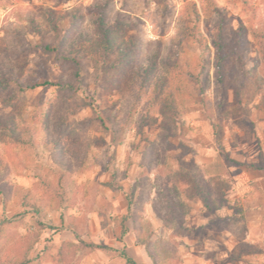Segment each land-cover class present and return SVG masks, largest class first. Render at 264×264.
Instances as JSON below:
<instances>
[{
    "label": "rangeland",
    "instance_id": "374dc122",
    "mask_svg": "<svg viewBox=\"0 0 264 264\" xmlns=\"http://www.w3.org/2000/svg\"><path fill=\"white\" fill-rule=\"evenodd\" d=\"M98 2L129 23L120 34L136 48L125 68L115 54L61 53L80 32L97 35ZM195 4L196 37L185 34ZM68 9L79 23L52 26L49 13ZM262 32L264 0H0V122L11 116L26 136L0 125V264H128L125 235L144 247L139 264H179L192 246L204 259L227 250L224 262L264 264ZM155 53L157 96L137 75Z\"/></svg>",
    "mask_w": 264,
    "mask_h": 264
},
{
    "label": "trees",
    "instance_id": "16d2710c",
    "mask_svg": "<svg viewBox=\"0 0 264 264\" xmlns=\"http://www.w3.org/2000/svg\"><path fill=\"white\" fill-rule=\"evenodd\" d=\"M195 6V14H196V22L194 27L192 26L191 31H186L185 34H190V35H195V26H197L200 22V11L198 8ZM107 8L108 4L107 2H98L95 3L94 6L92 7V12L94 13V24H95V31L97 33L96 36L90 35L87 32H80L76 37L70 38L69 39V45L65 47V51H61L67 58H77L83 57L84 55L87 54V52H90L97 56L98 59H103L105 60L108 56L115 54L117 55V58L120 60L121 66L124 68L131 65L133 62V53L136 48L135 43L131 39H125L123 36L120 34V29L122 26H128L129 23L127 21H123L120 19H117L116 21L112 22L108 19L107 16ZM67 16L71 17V20L73 22V25H77L80 21V18L83 16L80 13H77L74 10H65L60 13L59 17L57 18L55 16V13L50 12L49 13V18L52 23V26L55 28H58L57 25V19L64 20ZM31 24L33 26V29L37 32H42V26L40 23L36 21L35 18L30 19ZM257 34L256 36L261 35L262 38V48H263V53H264V32L262 34L260 33H255ZM241 38H243V34L240 33ZM203 35L200 32L198 39L200 42H202ZM214 45L216 48V67H217V73L221 80L224 79L225 75V59L227 56V53L225 51V42H224V36H223V26L220 23L218 25V30L215 35L214 39ZM46 49L48 50H54L51 44H46L45 46ZM56 50H60V46L55 47ZM66 52V53H65ZM159 55L158 53L153 54L148 62L143 63L140 68L137 70V75L139 78H141V86L143 88L146 87H151L154 83V93L157 96L159 93H162L164 91V82L165 78H163L162 75H157L156 70H157V62H158ZM23 89L30 88V84H21ZM1 126H4L7 128V135L11 137L14 140H17L19 142H23L26 138L24 133L20 131L19 129L15 128L13 126V121L12 117L9 116L7 119H3L0 122ZM49 139H46V146L49 147ZM54 145L50 149L53 151L57 150L56 142H53ZM61 181L65 182L64 179H61ZM199 193L201 198L204 201L205 206L209 210H213L215 208L214 201L211 198V195L209 191H204L203 187H199ZM29 192V190H27ZM26 202H29L30 204H34L35 206L37 203H33L31 201V197L26 194ZM130 201H129V209L128 212H126L124 215L121 217V225L123 226V232L126 233L128 230V227L125 225L126 220L130 217L129 211H130ZM81 242L84 244L89 249H94V248H101V247H109L108 245H100L94 241H84L81 240ZM123 257L126 259L127 263L129 264H138L137 261L132 258L126 251L122 252ZM15 264H25V262H20Z\"/></svg>",
    "mask_w": 264,
    "mask_h": 264
},
{
    "label": "crops",
    "instance_id": "0c3cea01",
    "mask_svg": "<svg viewBox=\"0 0 264 264\" xmlns=\"http://www.w3.org/2000/svg\"><path fill=\"white\" fill-rule=\"evenodd\" d=\"M139 234V233H138ZM126 239V252L132 257L134 258L137 263L139 264L138 257L139 254H142V244L137 243L134 239H128V235H125ZM144 244V242H143ZM145 246V244H144ZM147 246H145L146 248ZM144 248V247H143ZM147 249V248H146ZM186 250L185 253L183 255V260H181L179 262V264H233L232 262H224L223 260H221L222 258H224L225 254H227V250H218L216 252L217 256L216 259H204L202 258L200 254V252L198 253V251L196 249H194V246L191 247V250L189 248L184 249ZM146 262H150L149 260L145 259ZM129 264V263H128Z\"/></svg>",
    "mask_w": 264,
    "mask_h": 264
}]
</instances>
